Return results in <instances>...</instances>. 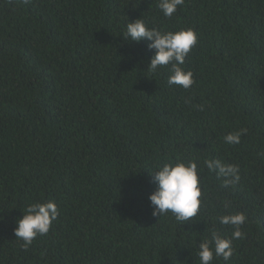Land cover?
Masks as SVG:
<instances>
[{"label":"trees","instance_id":"trees-1","mask_svg":"<svg viewBox=\"0 0 264 264\" xmlns=\"http://www.w3.org/2000/svg\"><path fill=\"white\" fill-rule=\"evenodd\" d=\"M158 5L0 0V264H199L200 242L230 237L218 217L236 212L243 236L212 264H264V0H184L171 17ZM140 18L195 31L189 89L147 70L149 41L123 37ZM209 159L238 165L240 181L223 187ZM177 160L198 164L202 190L183 223L148 200L150 172ZM48 201L57 219L23 247L15 221Z\"/></svg>","mask_w":264,"mask_h":264},{"label":"clouds","instance_id":"clouds-1","mask_svg":"<svg viewBox=\"0 0 264 264\" xmlns=\"http://www.w3.org/2000/svg\"><path fill=\"white\" fill-rule=\"evenodd\" d=\"M183 4L184 0H159L158 7L165 17H171L178 6ZM123 37L134 42L149 41L147 47L154 50V54L150 58L147 70L155 74L159 68L168 67L169 85H177L185 90L193 85V73L182 67L186 56L197 44V34L193 29L162 32L149 28L140 18L127 23ZM193 107L203 111V105ZM244 132L245 129L229 132L223 137L224 142L228 145L239 144ZM204 164L218 179H222L225 188L236 185L241 179L238 165L225 163L220 159L205 160ZM150 174L156 185L155 190L148 196L153 216L171 213L176 222L183 223L197 215L201 206L202 190L196 162L182 160L164 162L156 165ZM224 207L227 209L228 204L225 203ZM58 215L59 211L54 201L33 202L25 208L22 217L15 221L14 235L23 242L22 246L27 248L37 236L49 232L52 222ZM245 221V215L239 212L219 216L220 225L232 227L231 236L225 237L212 230L198 245L199 264H212L214 257H221L227 262L233 255V240L243 236L240 228Z\"/></svg>","mask_w":264,"mask_h":264}]
</instances>
